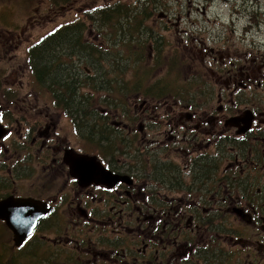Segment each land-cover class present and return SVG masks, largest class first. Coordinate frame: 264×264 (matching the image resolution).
Masks as SVG:
<instances>
[{
    "label": "flooded vegetation",
    "instance_id": "flooded-vegetation-1",
    "mask_svg": "<svg viewBox=\"0 0 264 264\" xmlns=\"http://www.w3.org/2000/svg\"><path fill=\"white\" fill-rule=\"evenodd\" d=\"M19 17L0 13V224L16 203H30L31 216L41 212L35 232L42 231L40 242L49 252L42 264H264V74L218 56L211 63L213 81L191 68L195 81L184 96L169 94L160 105L133 104L128 122L126 98L120 105H87L80 98V108L62 103L70 95L62 82L64 63L73 59L77 77L80 66L90 63L72 58L71 50L79 54L72 44L81 37L105 49L126 37V24L119 21L118 34H112L109 20L92 25L94 35L80 20H63L31 43L29 31L37 22L31 16L22 26ZM55 39L61 45L53 72L57 89L49 87L46 73L40 95L31 88L41 84L32 52ZM194 44L208 54L202 32ZM83 70L92 95L96 76L87 66ZM125 74L126 68L120 78L124 92ZM231 79H244L253 89L250 99L225 98ZM84 83L76 79L75 95ZM17 84L35 95L34 103L30 95L18 103ZM248 112L249 119L241 121ZM79 142L85 150L75 146ZM131 142L135 148L148 144L151 168L126 167ZM80 157L101 167L84 159L91 174L81 178L72 169ZM238 207L247 215L224 222Z\"/></svg>",
    "mask_w": 264,
    "mask_h": 264
},
{
    "label": "rangeland",
    "instance_id": "rangeland-1",
    "mask_svg": "<svg viewBox=\"0 0 264 264\" xmlns=\"http://www.w3.org/2000/svg\"><path fill=\"white\" fill-rule=\"evenodd\" d=\"M127 6H130V9ZM110 7L121 12L120 16L107 19L112 26V34L119 33V21H121V24L127 26L126 37H123L121 42L112 41L105 49L98 48L95 55L75 53L72 56L76 59L82 57L90 62L80 66L79 71L81 70L82 74L79 73L78 76L83 82L86 81L83 70L85 66L91 68L96 76L92 95L90 94L92 87H89L88 83L81 86L79 98L87 105L94 101H99L101 105H120L124 98L127 102V95L131 104L135 102L140 106L146 100L151 105H160L162 101L157 102V100L169 94L184 96L195 80L185 81L177 71H169L171 64L181 66L184 63L179 56H173L175 53L171 49L174 47L179 48L183 53V59L187 63L185 74H189L193 68L201 77L207 79L208 83L213 81L211 70L215 67L211 63L215 60L216 53L218 56L234 57V60L243 59L246 54L264 57V0H0L2 15L4 12H15L20 16L17 23L22 26L31 16L37 22L29 31L31 43L36 40L39 33H44L63 20L65 23L80 20L89 26V30L94 34L92 25L104 24L100 21L94 22L92 17L99 16V12H111ZM51 12H62V14L58 13V16H55ZM148 13L152 14L151 17ZM129 24H132L131 30ZM138 27L142 30V34L137 33L135 37L145 45L143 59L137 54L139 42L132 36ZM104 30L107 28L104 27ZM201 32L206 36L208 44L215 46L216 53L204 55L195 46L194 38ZM156 35L159 36L158 39L155 38ZM174 37L177 41L170 46L168 41ZM13 61L15 60L10 62ZM69 61L72 62L70 64L72 69L77 68L78 65L73 59ZM125 68L126 91L124 92L120 90V78H123ZM160 79L164 81L160 82ZM114 84L117 91L112 93ZM161 85L171 88L172 92L161 93L159 91ZM16 87L20 89L17 97L19 104L27 103L25 101L27 95H30L33 103L35 102L34 94H30L19 84ZM44 87L45 84L42 83L35 87L31 85V88L40 95L44 92ZM137 88L138 92H146L154 100L140 94L134 101L135 94L129 92H136ZM235 89V87L228 89L225 94L227 100L231 99ZM164 91L169 90L164 89ZM247 99H250L249 96ZM50 104H55L54 96L51 97ZM127 112L126 119L129 122L133 119V112L132 110ZM147 138L150 139L151 136L148 135ZM75 146L81 150H85L86 147L82 142ZM135 147V143H128L132 153L126 157V167L137 168L144 164L145 168H151L152 166L149 165L153 158L150 153H146L148 144H139L137 148ZM164 193L167 192H161ZM230 193L229 189L226 195L229 196ZM226 216L231 217L228 212ZM41 232L39 230L34 238L17 249L13 244L14 234L5 224H0V264H42L43 258L49 255V252L40 242Z\"/></svg>",
    "mask_w": 264,
    "mask_h": 264
},
{
    "label": "trees",
    "instance_id": "trees-1",
    "mask_svg": "<svg viewBox=\"0 0 264 264\" xmlns=\"http://www.w3.org/2000/svg\"><path fill=\"white\" fill-rule=\"evenodd\" d=\"M127 8L130 9V6H127ZM118 9L116 8H112L110 7L111 12H99V16L98 19L101 23L106 24L107 23V19L108 17H117L120 16L121 12L117 11ZM112 13V14H111ZM104 15V16H103ZM150 15H152L150 13ZM92 17V16H90ZM129 17H131V15L129 14ZM105 19V20H103ZM79 25H85L83 22H79ZM129 26H132V24H129ZM139 30V27L136 29ZM137 34V32H133L132 36L136 41H139V39L137 37H135V35ZM80 38V44H78V42L76 41L74 44H72V46L77 47L79 54H90V55H95L98 48H94L93 46H88L87 44H84ZM65 40H67V34H64V38ZM72 40V39H70ZM43 44V43H42ZM41 46L36 47L35 49H33L32 52V56H33V67H34V74L37 76L38 80L41 83H44V79H45V75L47 73L48 75V80H49V87H51L52 89L56 90V84H57V80L55 78V76H53V72L54 70H56L58 68V66L60 65V61L57 59L60 51H61V45L59 44V41H56V39L52 42H48L46 44H43ZM144 48L145 45L143 44L140 49L137 51V54L139 55L140 58H144L145 57V53H144ZM51 53V54H50ZM71 55H75L74 49L71 50L69 52ZM50 55L49 59H45L46 56ZM176 56V55H173ZM64 67H65V71H64V78L63 84L65 86H67V88L69 90H66L70 95L69 96H63L62 98L67 102L69 97L71 96H75L77 88L75 86L76 84V79L78 83H82V81L79 79V77L75 76L72 74L71 72V66L70 64H68L67 62L64 63ZM171 68H169V71H177V74H179L182 78L184 77V69H183V65L178 66L177 64L173 63L170 65ZM160 82H163L164 79H160ZM74 84V85H73ZM139 84V82L137 83ZM164 89H168V92H165ZM138 91V88H137ZM159 91L162 93H171V88L169 87H165L164 85H161L159 88ZM130 93V92H129ZM146 93V92H145ZM147 94V93H146ZM68 98V99H67ZM81 99V98H80ZM82 101V99H81ZM80 100H70V102L75 105L76 107L80 108L83 106V102H81Z\"/></svg>",
    "mask_w": 264,
    "mask_h": 264
},
{
    "label": "water",
    "instance_id": "water-1",
    "mask_svg": "<svg viewBox=\"0 0 264 264\" xmlns=\"http://www.w3.org/2000/svg\"><path fill=\"white\" fill-rule=\"evenodd\" d=\"M250 117L249 112L240 119L241 121H247ZM252 119V118H251ZM240 126V123L238 124ZM87 159L92 162V164L96 165L98 168L101 167L98 163L93 159H88L85 157H80V159H75V164L72 166L74 173L79 175L81 178L88 177L91 174V170H89L84 164L83 160ZM29 203H16L11 213H5L1 215L3 219L6 220L8 227L14 233V241L16 245H21L22 242L30 235L33 231V228L36 224V220L29 222L27 217H29ZM235 212L241 217H245V214L242 210H235ZM37 216L41 217L42 214H38ZM38 219V217L36 218Z\"/></svg>",
    "mask_w": 264,
    "mask_h": 264
},
{
    "label": "bare ground",
    "instance_id": "bare-ground-1",
    "mask_svg": "<svg viewBox=\"0 0 264 264\" xmlns=\"http://www.w3.org/2000/svg\"><path fill=\"white\" fill-rule=\"evenodd\" d=\"M80 44V43H79ZM77 48V47H76ZM66 95H64V97H65ZM79 98V96L78 95H75V96H71V97H69V99H68V101H70V100H76V99H78Z\"/></svg>",
    "mask_w": 264,
    "mask_h": 264
}]
</instances>
